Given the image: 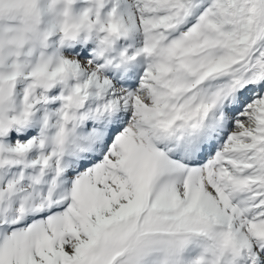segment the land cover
<instances>
[{
    "label": "snow or ice",
    "instance_id": "1",
    "mask_svg": "<svg viewBox=\"0 0 264 264\" xmlns=\"http://www.w3.org/2000/svg\"><path fill=\"white\" fill-rule=\"evenodd\" d=\"M0 264H264V0H0Z\"/></svg>",
    "mask_w": 264,
    "mask_h": 264
}]
</instances>
